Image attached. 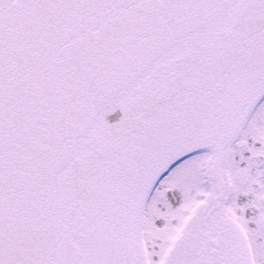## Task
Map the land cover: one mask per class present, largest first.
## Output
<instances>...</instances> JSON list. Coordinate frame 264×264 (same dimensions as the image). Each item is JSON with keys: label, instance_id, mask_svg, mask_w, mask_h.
Returning <instances> with one entry per match:
<instances>
[{"label": "snow or ice", "instance_id": "obj_1", "mask_svg": "<svg viewBox=\"0 0 264 264\" xmlns=\"http://www.w3.org/2000/svg\"><path fill=\"white\" fill-rule=\"evenodd\" d=\"M0 264H264V0H0Z\"/></svg>", "mask_w": 264, "mask_h": 264}]
</instances>
